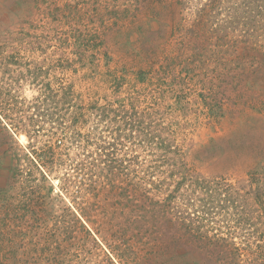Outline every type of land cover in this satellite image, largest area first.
Segmentation results:
<instances>
[{
	"label": "rangeland",
	"instance_id": "rangeland-1",
	"mask_svg": "<svg viewBox=\"0 0 264 264\" xmlns=\"http://www.w3.org/2000/svg\"><path fill=\"white\" fill-rule=\"evenodd\" d=\"M201 1L183 10L179 0H0V264H51L57 237L68 260L89 250L81 226L62 218L67 207L123 258L110 225L64 181L97 152L114 153L173 216L156 241L170 256L202 254L193 240L173 253L176 236L233 232L229 261L204 264H264V214L249 225L264 189V79L255 92L247 58L204 43ZM174 154L188 170L172 177ZM218 183L231 203L206 198ZM46 234L48 251L36 253Z\"/></svg>",
	"mask_w": 264,
	"mask_h": 264
},
{
	"label": "trees",
	"instance_id": "trees-1",
	"mask_svg": "<svg viewBox=\"0 0 264 264\" xmlns=\"http://www.w3.org/2000/svg\"><path fill=\"white\" fill-rule=\"evenodd\" d=\"M178 4L183 10H189L191 5H195L194 0H179ZM197 5L200 7L198 11L199 16L194 23L201 26L204 30L202 31V35L207 38L204 39V43H209L211 42V38H215L214 45L218 49L223 50L225 46H230L234 49L235 54L238 56L243 55L244 57L242 58H247V73L252 71L247 76L252 77L257 86L259 84L262 86L264 79V0H202L201 2H197ZM124 7L127 8L128 6ZM231 25L233 31L232 38L230 37L231 33H227V28ZM240 45L243 46L238 48ZM260 86L254 88L255 92L259 91L261 93L260 90L263 87ZM92 109L96 110L98 117H102L105 114V108L102 106L97 105L92 107ZM96 147L97 149H101V146L98 144H96ZM114 155V153L102 152L85 155L80 164H85L86 171L84 170L83 174L77 173L76 175L71 171V175L65 174L66 178L64 181L67 184L76 186L77 195H83L84 193V196L91 201V206L110 225L109 228L116 236V241L113 242L115 244L114 249L122 252L123 258H120L111 249L110 251L114 255L110 254L108 250L104 249V243L99 242L95 236L93 237L94 232L91 230V227L88 228V225L83 224L82 217L88 220L87 214H83L82 211L78 217V214L73 212L70 207H67L68 209L64 212L62 218L69 215L71 222H75L78 226H81L87 238H89L87 241H91L94 244L89 250H86L85 247L87 246H82L84 248L79 249L68 260V255L62 250L60 238L57 237L56 255L52 257L53 263L51 264H115L114 260H118V263L121 264V261H124L125 264H204L215 259L225 260L227 258L229 261L228 253L232 251V248L235 246V239L237 238L233 232L215 234L210 238L206 232L200 231H198L199 236L187 233L188 238L185 239V236H183L184 240L179 236L174 237L175 244L172 248L175 251L173 253H176L180 248H186L187 245L185 243L189 244L190 240H193L194 243L192 245H194L198 252L202 253L201 257H190V253L186 254V252L170 256V249L167 252L160 249V246L156 244L157 239H159L158 237H161L160 230L171 225L173 216L164 210L165 205H162L161 201L155 200V196L144 184V180L136 173L123 168L119 163V159ZM163 157L162 155L158 156L159 162L164 159ZM165 157L173 160L169 164L170 176L174 177L177 172H187V165L183 157L176 156L175 154L171 156L173 158ZM174 161H180L179 165ZM77 171H83V169L79 170L77 167ZM10 172L11 169H9ZM184 180L185 178L182 176L178 184ZM158 184H163L162 179ZM218 186V192L216 190L214 192L212 188V191L208 192L209 196L206 198L210 199L211 195L222 199L229 197L223 201L231 203L232 198L229 188L221 190V183H218ZM258 191L259 194L257 195L255 207H258L260 211L250 213L252 215L249 219L251 227L256 226V223L252 220L253 216L257 215V213L264 214V189L259 188ZM174 195L172 194V196L164 199V203L170 204L176 197ZM183 196L181 197L183 198ZM58 197L65 203L61 195H58ZM111 208L114 209L112 210L113 214L109 215V209ZM116 213L118 215H115ZM62 218L58 219V224L70 228L69 222L66 220L62 221ZM244 219H246L247 223V212ZM89 223L92 222L89 220ZM177 231L179 232V230ZM170 233L171 236L176 235L175 232ZM46 237H48V234L43 236V239L39 236L41 244L37 247L36 253L42 251V249L47 250L42 247L43 241L48 243V238ZM166 237L168 236L165 234L164 238ZM54 243L56 245L55 241ZM48 246L49 248L51 247L50 244ZM155 248H158V251L152 254ZM32 249L29 250L28 255H33L32 252L34 250ZM80 251L85 253L83 258Z\"/></svg>",
	"mask_w": 264,
	"mask_h": 264
}]
</instances>
